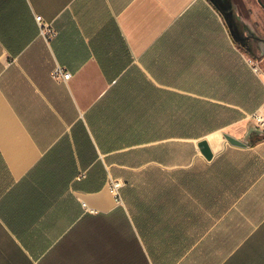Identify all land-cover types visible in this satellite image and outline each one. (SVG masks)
<instances>
[{
	"label": "crops",
	"instance_id": "0c3cea01",
	"mask_svg": "<svg viewBox=\"0 0 264 264\" xmlns=\"http://www.w3.org/2000/svg\"><path fill=\"white\" fill-rule=\"evenodd\" d=\"M221 8L0 0V264H264V131L247 127L245 147L223 131L264 108V72L248 61L264 37L239 7ZM187 99L243 115L171 134ZM158 144L170 163L153 160ZM110 178L123 179L121 203Z\"/></svg>",
	"mask_w": 264,
	"mask_h": 264
},
{
	"label": "trees",
	"instance_id": "16d2710c",
	"mask_svg": "<svg viewBox=\"0 0 264 264\" xmlns=\"http://www.w3.org/2000/svg\"><path fill=\"white\" fill-rule=\"evenodd\" d=\"M261 91L259 85L257 86V91L251 93V100L259 99V92ZM195 104V103H194ZM193 103H189L187 99L186 107H185V122L172 123L171 124V134L178 130V134L184 137H199L203 134L227 125L232 120H235L243 115L241 111L235 108H225L220 107L219 109L213 107H200L195 106ZM247 109V108H245ZM214 116L218 117L215 118ZM226 116V117H221ZM217 120V121H216ZM187 148V159H189L194 154V147L189 143L185 144ZM165 145L158 144L154 145L152 148V157L154 161L160 163H170L171 154L165 156V153L162 151V148ZM144 151V150H143ZM150 151V149H148ZM140 152V150H138ZM144 155V154H143ZM138 156L139 158L145 159V156ZM148 158L150 156L148 155ZM161 175L162 172L155 173L154 175ZM159 179L161 177H158Z\"/></svg>",
	"mask_w": 264,
	"mask_h": 264
},
{
	"label": "rangeland",
	"instance_id": "374dc122",
	"mask_svg": "<svg viewBox=\"0 0 264 264\" xmlns=\"http://www.w3.org/2000/svg\"><path fill=\"white\" fill-rule=\"evenodd\" d=\"M221 4H233L241 9V14L246 17L249 21L251 30L255 33H258L259 36L264 37V0H219ZM249 54L248 61L251 65V61H254L258 64L260 71L264 72V54L258 55L253 53ZM248 117V116H247ZM248 121V120H247ZM246 121V122H247ZM249 124L242 122L244 125L234 124L223 129L224 132L235 136L240 139L243 136V133L248 129L252 133L260 134L263 129L259 128L254 124L252 117L249 119ZM244 128V129H243ZM195 143V142H194Z\"/></svg>",
	"mask_w": 264,
	"mask_h": 264
},
{
	"label": "built area",
	"instance_id": "2783aa9c",
	"mask_svg": "<svg viewBox=\"0 0 264 264\" xmlns=\"http://www.w3.org/2000/svg\"><path fill=\"white\" fill-rule=\"evenodd\" d=\"M37 21L42 24L43 26V35L47 38V40H50L53 36H55L56 31L47 23H45L42 16L38 15L36 16ZM251 67L255 72H259L260 68L257 63L254 61H251ZM53 76L57 80H69L71 78V73L67 70H64L62 67H57L53 71ZM252 119L254 120L257 127L263 129L264 127V108L258 110L254 114L251 115ZM124 185L123 179L121 178H110L108 181V188L111 192V194L115 197V201L117 203H121V189Z\"/></svg>",
	"mask_w": 264,
	"mask_h": 264
},
{
	"label": "water",
	"instance_id": "95a60500",
	"mask_svg": "<svg viewBox=\"0 0 264 264\" xmlns=\"http://www.w3.org/2000/svg\"><path fill=\"white\" fill-rule=\"evenodd\" d=\"M211 2H213L219 9L221 8L222 4L219 2V0H211ZM230 29L232 30L231 25H230ZM224 136L227 139V141L232 145L240 146V147L247 146V143L245 141L238 139L231 134L224 133ZM197 146H198L199 150L201 151V153L203 154V156L207 160H211L213 158V156H214L213 150L211 149L210 143L206 138L198 141Z\"/></svg>",
	"mask_w": 264,
	"mask_h": 264
},
{
	"label": "bare ground",
	"instance_id": "6f19581e",
	"mask_svg": "<svg viewBox=\"0 0 264 264\" xmlns=\"http://www.w3.org/2000/svg\"><path fill=\"white\" fill-rule=\"evenodd\" d=\"M223 137L221 135V133H218L217 135V141L215 143V149H220V144L223 142Z\"/></svg>",
	"mask_w": 264,
	"mask_h": 264
}]
</instances>
